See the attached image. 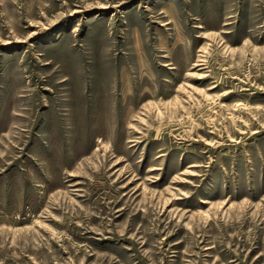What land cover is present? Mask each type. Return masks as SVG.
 <instances>
[{
    "label": "rangeland",
    "instance_id": "rangeland-1",
    "mask_svg": "<svg viewBox=\"0 0 264 264\" xmlns=\"http://www.w3.org/2000/svg\"><path fill=\"white\" fill-rule=\"evenodd\" d=\"M0 264H264V0H0Z\"/></svg>",
    "mask_w": 264,
    "mask_h": 264
}]
</instances>
